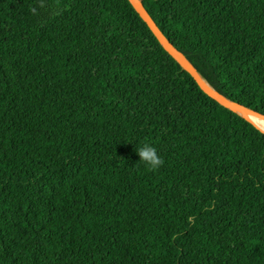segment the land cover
Masks as SVG:
<instances>
[{"label":"trees","instance_id":"obj_1","mask_svg":"<svg viewBox=\"0 0 264 264\" xmlns=\"http://www.w3.org/2000/svg\"><path fill=\"white\" fill-rule=\"evenodd\" d=\"M141 1L264 114V0ZM0 264H264V132L129 0H0Z\"/></svg>","mask_w":264,"mask_h":264},{"label":"water","instance_id":"obj_2","mask_svg":"<svg viewBox=\"0 0 264 264\" xmlns=\"http://www.w3.org/2000/svg\"><path fill=\"white\" fill-rule=\"evenodd\" d=\"M141 18L147 23L151 31L157 37L159 42L163 47H165L169 52H171L175 58L181 63V65L190 73V75L197 82L199 87L207 93L210 97L218 101L221 105L239 113L244 116L247 120L252 122L258 129L264 132V129L257 125L251 118L250 115H254L264 119V114L246 106L243 103H240L235 100H231L221 93H219L216 89H214L208 81H206L201 74L198 72L194 64L188 59V57L179 50L168 38L164 36V34L159 29L155 20L151 16V14L146 9L145 5L141 0H129Z\"/></svg>","mask_w":264,"mask_h":264},{"label":"clouds","instance_id":"obj_3","mask_svg":"<svg viewBox=\"0 0 264 264\" xmlns=\"http://www.w3.org/2000/svg\"><path fill=\"white\" fill-rule=\"evenodd\" d=\"M140 161H143L150 169L157 170L164 164V160L158 155L155 147L144 144L137 149ZM191 220V218H189Z\"/></svg>","mask_w":264,"mask_h":264},{"label":"bare ground","instance_id":"obj_4","mask_svg":"<svg viewBox=\"0 0 264 264\" xmlns=\"http://www.w3.org/2000/svg\"><path fill=\"white\" fill-rule=\"evenodd\" d=\"M250 118L257 124L259 125L261 128L264 129V119L254 116V115H250Z\"/></svg>","mask_w":264,"mask_h":264}]
</instances>
